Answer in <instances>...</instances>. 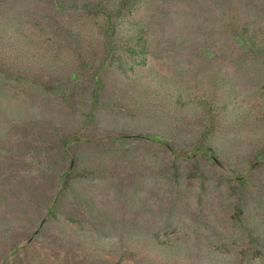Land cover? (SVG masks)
<instances>
[{"label": "rangeland", "instance_id": "obj_1", "mask_svg": "<svg viewBox=\"0 0 264 264\" xmlns=\"http://www.w3.org/2000/svg\"><path fill=\"white\" fill-rule=\"evenodd\" d=\"M0 264H264V0H0Z\"/></svg>", "mask_w": 264, "mask_h": 264}, {"label": "trees", "instance_id": "obj_2", "mask_svg": "<svg viewBox=\"0 0 264 264\" xmlns=\"http://www.w3.org/2000/svg\"><path fill=\"white\" fill-rule=\"evenodd\" d=\"M148 137H149V138H152V139H153V138H155V137H154V136H152V135H149Z\"/></svg>", "mask_w": 264, "mask_h": 264}]
</instances>
